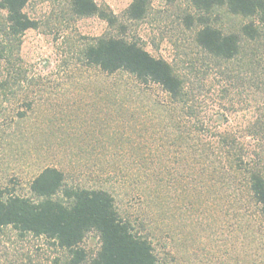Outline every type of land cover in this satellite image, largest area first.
Masks as SVG:
<instances>
[{
  "label": "rangeland",
  "instance_id": "1",
  "mask_svg": "<svg viewBox=\"0 0 264 264\" xmlns=\"http://www.w3.org/2000/svg\"><path fill=\"white\" fill-rule=\"evenodd\" d=\"M95 1L116 24L77 15L72 0H29L25 12L38 25L14 35L0 5V72L10 78L0 89V192L35 198L32 180L56 167L67 187L111 191L120 211L149 235L157 264H264L258 207L251 198L237 200L225 174L214 185L208 152L203 159L197 154L201 146L177 142L159 105L168 94L128 74L103 72L85 52L101 37L124 36L189 73L194 83L212 73L203 105L209 116L225 114L233 130L260 113L255 91L219 92V68L237 64L197 46L202 13L189 0H151L139 20L127 16L133 0ZM205 15L228 31L243 21L225 7ZM79 247L86 253L80 264H90L99 234L91 231ZM71 258L46 236L11 225L0 233V264H69Z\"/></svg>",
  "mask_w": 264,
  "mask_h": 264
},
{
  "label": "trees",
  "instance_id": "2",
  "mask_svg": "<svg viewBox=\"0 0 264 264\" xmlns=\"http://www.w3.org/2000/svg\"><path fill=\"white\" fill-rule=\"evenodd\" d=\"M150 1L133 0L127 16L142 19ZM189 1L202 13L197 18V46L222 63L237 64L235 68H219L222 77L219 92L226 96L238 87L255 91L260 113L248 120L243 130L230 128L231 122L223 113L209 116L208 108L203 105L202 91L211 82L212 73H204L194 83L189 73L178 72L168 60L152 55L139 42L124 36L99 38L87 48L85 57L107 74L125 73L140 85L160 86L169 97L159 104L160 109L175 129L177 142L191 145L195 142L201 146L197 154L199 159L209 154L206 169H210L214 185L221 173L225 174L236 199L251 198L264 220V0ZM28 2H0L7 11L9 28L14 35L38 25L25 12ZM72 5L79 16L98 15L112 25L117 23L116 16L102 9L95 0H72ZM220 7L243 19L237 29L224 30L213 25L205 15ZM188 17L194 25V17ZM9 79L0 72V89H7ZM30 188L35 198L0 192V233L11 225L22 233L46 236L70 251L69 264H80L86 253L79 246L88 233L95 231L100 237V248L90 264H157L149 235L142 227L136 228L131 217L120 211L107 188L67 187L64 173L56 167L43 169L32 180Z\"/></svg>",
  "mask_w": 264,
  "mask_h": 264
}]
</instances>
